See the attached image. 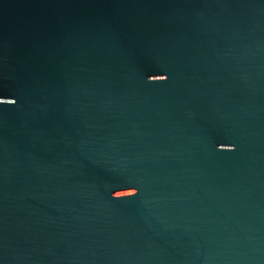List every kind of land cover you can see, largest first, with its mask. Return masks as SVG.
I'll return each instance as SVG.
<instances>
[{
	"label": "water",
	"instance_id": "obj_1",
	"mask_svg": "<svg viewBox=\"0 0 264 264\" xmlns=\"http://www.w3.org/2000/svg\"><path fill=\"white\" fill-rule=\"evenodd\" d=\"M0 264H264V0H0Z\"/></svg>",
	"mask_w": 264,
	"mask_h": 264
},
{
	"label": "clouds",
	"instance_id": "obj_2",
	"mask_svg": "<svg viewBox=\"0 0 264 264\" xmlns=\"http://www.w3.org/2000/svg\"><path fill=\"white\" fill-rule=\"evenodd\" d=\"M14 102L13 103H9V104H15L16 103V101L15 100H13Z\"/></svg>",
	"mask_w": 264,
	"mask_h": 264
}]
</instances>
